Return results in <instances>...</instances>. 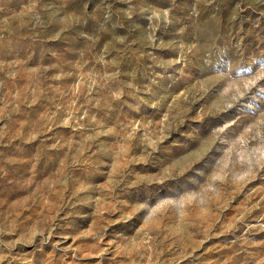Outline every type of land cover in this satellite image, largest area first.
<instances>
[{
    "label": "rangeland",
    "instance_id": "obj_1",
    "mask_svg": "<svg viewBox=\"0 0 264 264\" xmlns=\"http://www.w3.org/2000/svg\"><path fill=\"white\" fill-rule=\"evenodd\" d=\"M0 264H264V0H0Z\"/></svg>",
    "mask_w": 264,
    "mask_h": 264
}]
</instances>
